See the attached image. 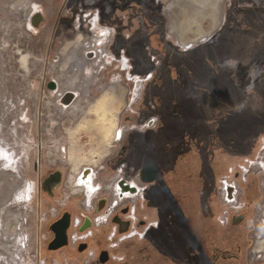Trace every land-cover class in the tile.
<instances>
[{
    "label": "rangeland",
    "instance_id": "374dc122",
    "mask_svg": "<svg viewBox=\"0 0 264 264\" xmlns=\"http://www.w3.org/2000/svg\"><path fill=\"white\" fill-rule=\"evenodd\" d=\"M173 1L0 0V264L89 261L90 254L77 261L66 249L57 253L45 250L47 223L39 222L35 200L28 201L29 189L35 190L40 176L52 170L55 156L68 157V181L72 185L83 168L105 167L115 157L119 134L132 129L127 118L142 121L140 130H147L146 122L154 115L155 106L146 91L148 85L146 103L140 98L134 106L131 75L142 71L135 79L140 81L153 69L154 80L172 68L176 71L172 79L178 81L181 70L187 76L192 73L190 83L197 85L178 99L195 113L188 122L190 131L197 127L202 139L217 140L220 148L239 135L242 139L237 144L242 146L243 142L245 147L244 134H251L252 144L264 134V66H260L264 61V0H218L217 25L211 26L206 20L201 26L204 35L185 48L178 46L179 37L171 31L181 32L188 42L197 30L190 28L193 32L188 34L187 27L180 24L181 16L170 18ZM214 1L206 2V15ZM175 6L179 9L180 3ZM144 21L159 27L165 41L163 55L157 43L150 42ZM217 37L220 44L210 43ZM89 53L93 59L87 58ZM99 58L102 67L108 66L101 76L94 72ZM126 60L131 64L127 69L123 66ZM243 61L247 68H258L260 73L258 80L251 81L255 87L247 106L243 76L238 73ZM121 81L122 98L114 106L107 104V111L101 103L112 98ZM53 82L57 89L50 90ZM176 86L168 87L163 99L173 96L174 90L178 92ZM66 96L71 97L67 103ZM169 111L166 104L162 114ZM259 139L254 161L260 163L264 162V135ZM207 148L213 149L211 145ZM39 150L43 156L41 171L37 165ZM226 151L217 149L208 154L219 157L213 173L220 181L218 196L223 211L228 209L223 202V184L230 181L232 170L243 172L246 165V159L236 154L228 160ZM25 159L23 168L20 165ZM211 170L212 166L203 168V173L209 175ZM46 204L43 202L45 212Z\"/></svg>",
    "mask_w": 264,
    "mask_h": 264
},
{
    "label": "flooded vegetation",
    "instance_id": "af4514ba",
    "mask_svg": "<svg viewBox=\"0 0 264 264\" xmlns=\"http://www.w3.org/2000/svg\"><path fill=\"white\" fill-rule=\"evenodd\" d=\"M144 23L150 32V42L154 40L163 55L165 41L159 27ZM210 43L220 44L219 37ZM89 55L92 58H87L93 59V53ZM123 66L129 68L125 63ZM260 66H264V61ZM171 69L154 80L153 69L140 81L135 79L142 71L135 77L130 74L134 106L140 98L142 104L146 103L144 92L148 85L146 91L155 112L147 120L145 131L140 130L142 121L126 119L132 129L119 134L115 157L105 167L83 168L72 185L68 181V157L55 156L52 170L40 176L35 190L29 189L28 201L35 200L39 222L47 223L49 239L44 243L47 252L66 249L69 257L77 261L90 254L86 264H264V162L254 161L262 140L259 138L264 134L254 144L249 139L251 134H244L245 147L243 142L242 146L237 144L242 139L239 135L220 148L217 140L202 139L197 127L190 131L188 122L195 113L178 96L197 84L190 83L192 73L187 76L182 70L181 78L173 80L176 71ZM238 73L243 76L247 106L260 73L258 68H247L244 61ZM122 84L121 81L115 86L114 94L119 93ZM173 86L178 92L174 90L173 96L163 99L167 88ZM166 104L170 105V111L164 115ZM210 145L211 151L227 150L224 155L228 160L233 154L243 161L252 160V163L244 161L243 172L232 170L230 181L223 184V202L228 205L225 211L219 202L220 181L215 177L218 174L213 173L219 157L216 153L208 156ZM26 162L27 159L23 160L20 166L24 168ZM37 165L41 171L40 150ZM211 166L210 174H204L203 168ZM43 202L48 203L46 212ZM61 233L66 245L50 250Z\"/></svg>",
    "mask_w": 264,
    "mask_h": 264
},
{
    "label": "bare ground",
    "instance_id": "6f19581e",
    "mask_svg": "<svg viewBox=\"0 0 264 264\" xmlns=\"http://www.w3.org/2000/svg\"><path fill=\"white\" fill-rule=\"evenodd\" d=\"M208 0H205V2L203 3V1L202 0H174L173 1V6H172V8H171V10L169 11V13H170V18H172V17H175V16H181L182 17V20H181V26H186L187 28H186V33H188V34H190L191 32H193V31H191V29L190 28H192V29H196L197 30V32L196 33H194V34H191V36H192V40L190 39L188 42H184V40H183V36H182V34H181V32L179 33L178 31H171V33H172V35H174V34H176L178 37H179V39H178V43H179V47H181V48H185V47H187L188 45H190L191 43H193V42H195V41H197L198 39H197V37L198 36H203L204 35V32H203V30L201 29V26L204 24V22L207 20V22H209V23H211V26H215V25H217V23H218V20H219V16H218V13H217V9H216V7H217V4H218V0H215L214 1V3L213 4H210L209 5V9H210V14L208 15H206V13H205V4H206V2H207ZM175 3H180V7H179V9H177V7L175 6ZM200 12H203L205 15L204 16H199V14H200ZM196 16H199V17H197L196 18ZM177 20V19H176ZM179 20V19H178ZM176 22H178V21H176ZM170 23V22H169ZM178 25V24H177ZM95 28V27H94ZM183 28V27H182ZM185 28V27H184ZM183 28V29H184ZM185 31V30H184ZM194 35V36H193ZM106 36V35H105ZM174 37V36H173ZM196 37V38H195ZM199 37V38H200ZM102 40V39H101ZM186 41V40H185ZM97 47V46H96ZM100 49V48H99ZM92 52V51H91ZM100 54H101V50H99L98 51ZM90 54V53H89ZM89 57H91V55H89ZM92 58V57H91ZM101 59L99 58L98 60H97V63L95 64V66H94V72L97 74H100V73H102V71L104 70V67H102L101 66ZM124 63L126 64V65H129L128 63H127V60L126 61H124ZM97 71V72H96ZM139 88V84L137 85V88L136 89H138ZM111 97L112 98H109L108 97V99H106L105 98V100L104 101H102V105H101V107H103V108H106V105L107 104H113V106L115 105V103L117 102V100L119 99V98H122L121 97V93H118L117 95L116 94H114L113 93V95H111ZM71 100V97H65L64 98V101H65V103H67V102H69ZM108 100V101H107ZM122 101V100H121ZM121 103V102H120ZM123 103V102H122ZM121 105H123V104H121ZM100 107V108H101ZM120 107H122V106H120ZM118 108H119V106H118ZM108 108H106V110H107ZM120 109V108H119ZM108 111V110H107ZM202 117V116H201ZM238 134V133H237ZM226 137V136H225ZM219 211V210H218Z\"/></svg>",
    "mask_w": 264,
    "mask_h": 264
},
{
    "label": "water",
    "instance_id": "95a60500",
    "mask_svg": "<svg viewBox=\"0 0 264 264\" xmlns=\"http://www.w3.org/2000/svg\"><path fill=\"white\" fill-rule=\"evenodd\" d=\"M49 89L50 90H55L57 89V85L55 82L51 83L49 85ZM66 245V242H65V235L64 234H57V239L56 241L50 246V250H58L60 248H62L63 246Z\"/></svg>",
    "mask_w": 264,
    "mask_h": 264
},
{
    "label": "built area",
    "instance_id": "2783aa9c",
    "mask_svg": "<svg viewBox=\"0 0 264 264\" xmlns=\"http://www.w3.org/2000/svg\"><path fill=\"white\" fill-rule=\"evenodd\" d=\"M106 32L110 33L108 30ZM29 196H30V194H29ZM28 199H29V197H28Z\"/></svg>",
    "mask_w": 264,
    "mask_h": 264
},
{
    "label": "trees",
    "instance_id": "16d2710c",
    "mask_svg": "<svg viewBox=\"0 0 264 264\" xmlns=\"http://www.w3.org/2000/svg\"><path fill=\"white\" fill-rule=\"evenodd\" d=\"M264 116V115H263Z\"/></svg>",
    "mask_w": 264,
    "mask_h": 264
}]
</instances>
